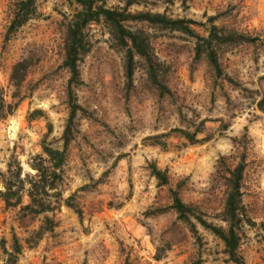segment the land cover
Returning <instances> with one entry per match:
<instances>
[{
	"label": "rangeland",
	"instance_id": "1",
	"mask_svg": "<svg viewBox=\"0 0 264 264\" xmlns=\"http://www.w3.org/2000/svg\"><path fill=\"white\" fill-rule=\"evenodd\" d=\"M34 1L35 15L8 31L17 0H0V88L12 105L0 119L2 171L16 158L23 172L33 173L29 162L42 142L62 146L69 113L62 62L65 26L76 4ZM125 1L105 4L117 8ZM127 8L204 23L214 16L213 23L259 39L219 46L222 72L216 75L202 55L195 57L193 37L126 21L149 37L157 77L168 90L160 92L139 56L128 85L124 51L108 25L89 23L90 45L74 86L78 131L67 147L61 186L73 206L61 203L54 212L21 220L18 207H5L0 198V264H11L13 234L22 247L17 264H264V0H132ZM193 27L206 34L202 25ZM22 60L30 66L17 85L11 74ZM241 157V199L255 223L241 229L236 262L210 230L196 223L193 233L168 205L170 188L176 189L207 221L225 225L226 166ZM150 163L166 170L167 184H158ZM46 215L55 221L49 230L43 228Z\"/></svg>",
	"mask_w": 264,
	"mask_h": 264
},
{
	"label": "trees",
	"instance_id": "2",
	"mask_svg": "<svg viewBox=\"0 0 264 264\" xmlns=\"http://www.w3.org/2000/svg\"><path fill=\"white\" fill-rule=\"evenodd\" d=\"M76 4L72 15L65 26L63 66L69 73L66 86L67 102L69 106L68 117L61 134L62 146L52 147L45 141L41 144V152L34 156L35 161L29 162L33 173L23 172L19 160L8 162L5 171L0 169V198L5 207H18L20 219L28 216H36L45 212H54L61 203L73 206L68 198H63L61 186L63 184V165L66 159V151L70 141L78 131L76 127V115L81 109L77 102L74 86L80 82L79 62L89 49L90 41L86 32V26L95 21L103 20L109 27V32L115 44L121 47L123 54L124 77L129 85L135 68V57L139 56L145 63L146 73L160 92L168 91L166 85L158 79L157 57L151 47L148 35L141 29H132L125 24L126 21H146L163 28L180 30L194 38L195 57L203 56L216 75H220L221 64L218 47L227 43L253 42L259 39L235 28L217 25L214 16H209L207 23L196 22L190 18L172 17L164 12L130 11L127 6L132 0H126L122 7H108L106 0H73ZM36 13L34 0H17L10 20L8 31H13L26 22ZM197 23L204 27L206 34H201L193 25ZM30 66L24 61L17 62L12 69L11 79L18 85L25 77ZM231 79V78H229ZM230 81H233L232 79ZM264 104V98L259 105ZM262 107V106H260ZM264 109V108H262ZM12 111V105L6 103L0 88V119L6 117ZM189 137L188 132L178 129ZM220 163L225 164V158L221 157ZM226 165V164H225ZM246 161L244 157L234 165L226 166L225 198L221 212V219L225 225L214 224L202 216V211L195 205L186 203L181 199L176 189L170 188L171 202L168 205L174 209L178 219L185 221L193 233H197L196 223L210 230L224 245V251L229 258L240 262L238 246L243 225H254V221L247 215L242 202V178ZM151 174L157 179L158 184L168 183V175L165 169H160L155 163H150ZM27 196V202L23 203V196ZM44 230H49L55 225L54 219L45 216ZM264 229V220L260 223ZM39 235H37V238ZM4 241V240H3ZM2 247L5 249L4 244ZM13 257L11 264H17V255L21 251V244L16 234L12 236Z\"/></svg>",
	"mask_w": 264,
	"mask_h": 264
}]
</instances>
